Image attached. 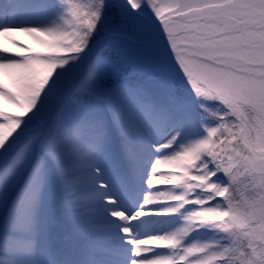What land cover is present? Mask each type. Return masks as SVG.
<instances>
[{
	"label": "snow or ice",
	"instance_id": "snow-or-ice-1",
	"mask_svg": "<svg viewBox=\"0 0 264 264\" xmlns=\"http://www.w3.org/2000/svg\"><path fill=\"white\" fill-rule=\"evenodd\" d=\"M0 101V264H264V0H0Z\"/></svg>",
	"mask_w": 264,
	"mask_h": 264
},
{
	"label": "bare ground",
	"instance_id": "bare-ground-1",
	"mask_svg": "<svg viewBox=\"0 0 264 264\" xmlns=\"http://www.w3.org/2000/svg\"><path fill=\"white\" fill-rule=\"evenodd\" d=\"M14 39H16L20 43H23L28 48H33L34 49L36 47V45L33 44L32 41L27 36L17 35V36L14 37ZM4 82L7 83V81H4ZM0 108H3V110L6 111V112H8L9 114H14L16 112V109L14 108V106H12L7 101H0ZM55 188L56 187L54 185V191H53V189L50 188V183H49L46 186L45 190H44V193H43V202H44V206L46 208H48L49 205H50V201L52 199V194L53 193L56 194V189ZM57 202H58V199H57ZM54 209L57 210V205H55Z\"/></svg>",
	"mask_w": 264,
	"mask_h": 264
},
{
	"label": "rangeland",
	"instance_id": "rangeland-1",
	"mask_svg": "<svg viewBox=\"0 0 264 264\" xmlns=\"http://www.w3.org/2000/svg\"><path fill=\"white\" fill-rule=\"evenodd\" d=\"M167 77H170L171 80L175 81V84H180L178 85V90L181 94V96H185V100L188 104H190L192 106L193 109H195V103H194V99L190 93V91L187 89V86L183 84V81L181 80V78L178 76L177 73H175L172 69H168L167 70V73H166ZM155 88L159 89L160 87L158 86H154ZM54 185H55V189H56V192H57V185L55 183H50V188L53 189L54 191ZM56 199H57V194L53 193L52 194V199L50 201V205L48 208H46L44 206V211L47 212L49 209H54L55 205H56ZM48 209V210H47Z\"/></svg>",
	"mask_w": 264,
	"mask_h": 264
},
{
	"label": "trees",
	"instance_id": "trees-1",
	"mask_svg": "<svg viewBox=\"0 0 264 264\" xmlns=\"http://www.w3.org/2000/svg\"><path fill=\"white\" fill-rule=\"evenodd\" d=\"M169 79H171L170 77H168ZM178 85H180V84H178ZM178 85L176 84V88H177V90L179 89L178 88ZM179 91V90H178ZM181 98L183 99V98H185V96H181Z\"/></svg>",
	"mask_w": 264,
	"mask_h": 264
}]
</instances>
